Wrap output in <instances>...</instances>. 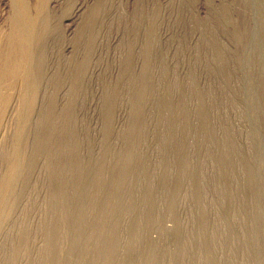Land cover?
<instances>
[{
	"label": "rangeland",
	"instance_id": "obj_1",
	"mask_svg": "<svg viewBox=\"0 0 264 264\" xmlns=\"http://www.w3.org/2000/svg\"><path fill=\"white\" fill-rule=\"evenodd\" d=\"M0 264H264V0H0Z\"/></svg>",
	"mask_w": 264,
	"mask_h": 264
}]
</instances>
